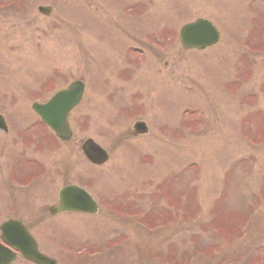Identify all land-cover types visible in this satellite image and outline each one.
<instances>
[{"label": "rangeland", "instance_id": "obj_1", "mask_svg": "<svg viewBox=\"0 0 264 264\" xmlns=\"http://www.w3.org/2000/svg\"><path fill=\"white\" fill-rule=\"evenodd\" d=\"M199 17L221 40L185 50L172 34ZM108 27L121 39L107 41ZM75 79L86 91L70 115L74 137L52 141L32 103ZM0 113L11 127L0 131V223L29 193L17 216L40 248L52 242L43 250L58 264H71L69 244L105 260L74 253V263L264 264V0H0ZM138 119L149 132L134 137ZM89 137L110 153L106 164L85 158ZM25 157L40 189L16 194L4 166L23 176ZM70 182L88 186L98 214L49 217ZM132 210L141 214L130 220ZM201 249L207 260L194 258Z\"/></svg>", "mask_w": 264, "mask_h": 264}, {"label": "water", "instance_id": "obj_2", "mask_svg": "<svg viewBox=\"0 0 264 264\" xmlns=\"http://www.w3.org/2000/svg\"><path fill=\"white\" fill-rule=\"evenodd\" d=\"M40 11L48 14L49 7H41ZM181 38L183 45L189 49H204L206 46L217 43L220 34L209 20L199 18L195 22L186 24L182 27ZM83 88V82H73L68 89L57 93L49 103L34 107L42 118L56 130L57 134L62 139H69L71 137L72 133L68 124V114L82 98ZM0 118H2L1 115ZM147 130V126L144 122H137L133 128L135 134L146 133ZM82 147L86 155L95 163L101 164L107 159L105 150L92 139H87ZM73 194L74 199H71ZM61 196L63 199L60 205L61 209H71V207H73L72 201L74 200V208H76L77 204L80 203L81 206V204L85 202V211L94 212L96 210L95 203L90 196L77 187L64 188ZM17 230L13 232V239L17 241L14 243L27 258L36 261L38 264H55L54 260L49 259L37 251L34 241L25 231H21V233ZM14 256L12 252L0 250V264H10L14 260Z\"/></svg>", "mask_w": 264, "mask_h": 264}, {"label": "flooded vegetation", "instance_id": "obj_3", "mask_svg": "<svg viewBox=\"0 0 264 264\" xmlns=\"http://www.w3.org/2000/svg\"><path fill=\"white\" fill-rule=\"evenodd\" d=\"M29 188H32V190H35L36 188L37 189H40V187H37V186H32L30 185ZM60 192H58L59 194ZM16 199V201H12V204L15 205L13 208H12V211H11V216L6 219V220H9V219H13V220H19L23 223V225L25 226V228L28 230V232L32 235V237L34 238V240L36 241V244H37V247L39 249V251H44L43 248H45V246L47 247V245H44L43 248H40L39 244H38V241L36 239V237L34 236V234L32 233L31 231V228L24 222V220L20 219L18 216H17V212L20 211V209H24L23 207H21L22 205H26L28 207V202L30 203L29 201V196L27 198V201H24L22 200L21 198L17 197V196H14ZM17 204V205H16ZM67 212H64V213H57L55 215H52V214H49V217H51V219H55L57 217H60L64 214H66ZM74 213V212H73ZM13 214V215H12ZM45 215V214H44ZM40 218H46V216H42V217H39L37 218L38 221H43L42 219ZM5 220V221H6ZM4 222V221H3ZM41 223V222H40ZM34 225H36V223H34L32 226L34 227ZM1 226V224H0ZM1 228V227H0ZM8 234H13V232L16 230L14 228H11V226L8 227ZM2 230H0V240H2V233H1ZM3 242V241H2ZM48 248V247H47ZM13 264H35L34 262H31L29 260H26L24 257H22L21 255L17 256V259L15 260V262ZM58 264V262H57ZM66 264V263H65ZM68 264V263H67ZM71 264H74V263H71Z\"/></svg>", "mask_w": 264, "mask_h": 264}]
</instances>
